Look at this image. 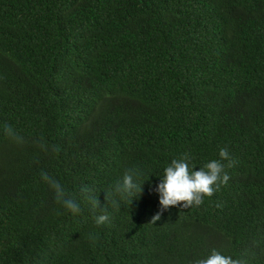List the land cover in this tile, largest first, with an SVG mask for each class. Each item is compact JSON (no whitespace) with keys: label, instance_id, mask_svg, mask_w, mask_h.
I'll return each instance as SVG.
<instances>
[{"label":"trees","instance_id":"trees-1","mask_svg":"<svg viewBox=\"0 0 264 264\" xmlns=\"http://www.w3.org/2000/svg\"><path fill=\"white\" fill-rule=\"evenodd\" d=\"M221 148L227 184L151 223L171 161L199 170ZM130 168L145 182L131 204L114 191ZM213 249L264 264V0H0V264H194Z\"/></svg>","mask_w":264,"mask_h":264},{"label":"clouds","instance_id":"clouds-1","mask_svg":"<svg viewBox=\"0 0 264 264\" xmlns=\"http://www.w3.org/2000/svg\"><path fill=\"white\" fill-rule=\"evenodd\" d=\"M219 157V160H211L199 170H196L195 166L190 170L191 158L187 153L179 159H173L164 169V175L160 178L159 184L152 189L159 195L160 210L152 217L151 223L155 224L161 218L162 213L172 206H181L183 209H187L191 206L201 205L205 196L211 197L222 185H226L230 177L225 172V164L222 161H228L227 167H232L235 162L230 158L227 148L219 150ZM42 175L45 180H49L46 173ZM141 175L138 168H130L123 173L114 188L121 200L129 199L131 204L133 199H138L142 195L145 182L142 185L137 182ZM50 183L56 193L57 202L72 214H78L81 210L79 204L66 196L59 182L51 181ZM82 191L94 209L101 207L98 195H93L88 188H83ZM105 199L108 202V193H106ZM110 203L114 207H120V203L116 199H112ZM108 221L107 213L95 217L96 225H103ZM194 264H244V261L234 259L232 256H225L213 249L207 258L196 260Z\"/></svg>","mask_w":264,"mask_h":264}]
</instances>
